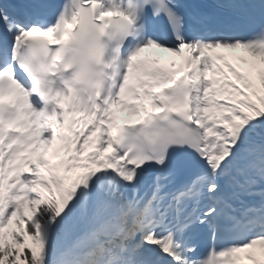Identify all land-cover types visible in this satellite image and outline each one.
I'll return each instance as SVG.
<instances>
[{
  "label": "snow or ice",
  "instance_id": "obj_1",
  "mask_svg": "<svg viewBox=\"0 0 264 264\" xmlns=\"http://www.w3.org/2000/svg\"><path fill=\"white\" fill-rule=\"evenodd\" d=\"M257 249L264 0H0V264H264Z\"/></svg>",
  "mask_w": 264,
  "mask_h": 264
},
{
  "label": "bare ground",
  "instance_id": "obj_2",
  "mask_svg": "<svg viewBox=\"0 0 264 264\" xmlns=\"http://www.w3.org/2000/svg\"><path fill=\"white\" fill-rule=\"evenodd\" d=\"M96 136V133H92L91 136L89 137V139H93Z\"/></svg>",
  "mask_w": 264,
  "mask_h": 264
},
{
  "label": "rangeland",
  "instance_id": "obj_3",
  "mask_svg": "<svg viewBox=\"0 0 264 264\" xmlns=\"http://www.w3.org/2000/svg\"><path fill=\"white\" fill-rule=\"evenodd\" d=\"M257 254L261 255V250L257 249Z\"/></svg>",
  "mask_w": 264,
  "mask_h": 264
}]
</instances>
